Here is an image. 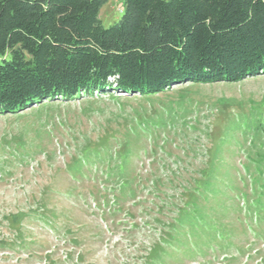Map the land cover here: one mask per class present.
Masks as SVG:
<instances>
[{"label":"rangeland","instance_id":"obj_1","mask_svg":"<svg viewBox=\"0 0 264 264\" xmlns=\"http://www.w3.org/2000/svg\"><path fill=\"white\" fill-rule=\"evenodd\" d=\"M121 6L122 0H107L99 14L104 26L120 18ZM260 142L264 75L182 82L151 96L117 90L44 100L2 114L0 264H154L170 240L159 234L173 214L165 207L197 201L191 186L223 174L243 177L233 186L244 191V203L228 205L233 189L211 199L215 228L192 239L195 251L164 261L264 264V166L259 171L254 160ZM85 156L92 169L77 165ZM108 160L124 162L135 177L134 202L113 205L117 178L106 181Z\"/></svg>","mask_w":264,"mask_h":264},{"label":"trees","instance_id":"obj_2","mask_svg":"<svg viewBox=\"0 0 264 264\" xmlns=\"http://www.w3.org/2000/svg\"><path fill=\"white\" fill-rule=\"evenodd\" d=\"M106 2L0 0V115L44 100L117 90L151 96L182 82H238L264 75V0H122L120 18L104 26L99 14ZM260 143V158L254 159L259 171L264 166ZM89 164L94 162L85 156L77 165ZM106 169V181L117 178L113 205L134 202L135 177L126 164L117 167L108 160ZM213 177L191 186L197 201L165 207L173 214L169 224L161 223L159 234L170 240L168 250L154 257L156 264H171L164 261L170 253L195 251L192 239L202 229L215 228L217 207L211 199L227 198L228 189L237 191L228 205L236 209L240 199L244 203V191L233 186L241 175ZM163 207L159 214L165 213ZM214 233L223 238L222 231Z\"/></svg>","mask_w":264,"mask_h":264},{"label":"water","instance_id":"obj_3","mask_svg":"<svg viewBox=\"0 0 264 264\" xmlns=\"http://www.w3.org/2000/svg\"><path fill=\"white\" fill-rule=\"evenodd\" d=\"M125 95V94H124Z\"/></svg>","mask_w":264,"mask_h":264}]
</instances>
